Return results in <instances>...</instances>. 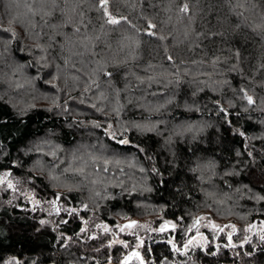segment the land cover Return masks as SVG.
<instances>
[{"label": "trees", "instance_id": "16d2710c", "mask_svg": "<svg viewBox=\"0 0 264 264\" xmlns=\"http://www.w3.org/2000/svg\"><path fill=\"white\" fill-rule=\"evenodd\" d=\"M0 75V264H117L121 217L171 220L178 248L202 210L264 222V0H0ZM248 236L139 251L264 264Z\"/></svg>", "mask_w": 264, "mask_h": 264}, {"label": "rangeland", "instance_id": "374dc122", "mask_svg": "<svg viewBox=\"0 0 264 264\" xmlns=\"http://www.w3.org/2000/svg\"><path fill=\"white\" fill-rule=\"evenodd\" d=\"M12 70L13 72H15L14 71L15 69ZM14 77L15 75H12L11 72L7 73V81L10 84L13 81V79H15ZM16 79L19 80V84H26L25 82L26 77L22 75V73L20 74V76L18 75ZM12 86L17 87L15 83L12 84L11 87ZM7 183L11 184L10 181L7 179L5 173L0 172L1 186L4 187ZM24 192L27 193V190H25ZM56 199H57L56 197L55 198L53 197L48 202L42 205L43 210L46 213L50 211L52 212L55 211ZM30 200H32L33 202H37L35 198L30 197ZM122 218L123 217L117 219L116 229L121 232H126L128 234H131L134 239H133L132 247L127 254L128 257L127 255L123 256L120 259L119 263L117 264H125V262L132 257L136 258L140 262V264H145L142 260V256L140 255L139 247L143 245V242L145 243L148 239L153 238L154 236L165 238V240H167V242L170 244V247L173 249L175 254L182 255L184 260L188 258L186 256L187 255L186 252L194 249L196 246H199L200 248L203 249L205 248V245L208 244V242L210 241H212L214 244L215 243L219 244V242H222L224 239L225 241L232 244L234 243L243 244L244 242H247L246 240L250 239L251 235L248 236L249 234L264 236V222L262 221L259 223H253L251 226H245L244 227L245 230L244 228L240 230L241 225H239L236 221H233L232 217L230 216L218 217L213 213H210L209 210H202L197 214H195L188 222L187 226L183 230V234L185 235V241L183 245H181L178 248L175 247V245L172 243V234L168 231L169 229H172L174 226V223L171 220L164 219L162 217L160 218L157 215L145 216V217L128 216L124 218L125 220ZM155 219H157L158 222L155 225H153L154 224L153 221H155ZM130 221L132 223L128 224L127 222ZM96 226L98 227V225ZM96 226L94 225V227ZM99 226L101 228H104L102 224H100ZM98 229L101 231L100 228ZM90 230L91 229H89L87 232L89 233ZM238 230L241 231L243 239L238 240L236 238V235L239 232ZM184 260L181 259L180 261H184ZM104 264H109V263L105 262ZM159 264H163V262Z\"/></svg>", "mask_w": 264, "mask_h": 264}, {"label": "water", "instance_id": "95a60500", "mask_svg": "<svg viewBox=\"0 0 264 264\" xmlns=\"http://www.w3.org/2000/svg\"><path fill=\"white\" fill-rule=\"evenodd\" d=\"M128 224L132 223L131 221L130 222H127Z\"/></svg>", "mask_w": 264, "mask_h": 264}]
</instances>
